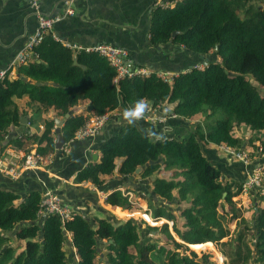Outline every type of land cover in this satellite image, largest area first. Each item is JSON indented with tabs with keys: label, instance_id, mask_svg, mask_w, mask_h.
<instances>
[{
	"label": "trees",
	"instance_id": "1",
	"mask_svg": "<svg viewBox=\"0 0 264 264\" xmlns=\"http://www.w3.org/2000/svg\"><path fill=\"white\" fill-rule=\"evenodd\" d=\"M163 1L175 4L151 10L149 44L178 46L201 56L214 54L219 62L173 74L171 82L150 72L114 83L117 73L105 58L67 49L49 32L35 48L36 58L17 67V78H11L8 70L0 79V146L23 116H29V126L4 149L21 150L32 143L39 155L47 156L60 152L55 151V118L62 120L71 113L60 129L66 145L93 116L125 110L141 98L153 108L171 105L176 118L201 120L187 135L160 141L126 124L97 147L98 159L79 169L72 183L102 187L114 175L132 177L138 168L141 180L159 170L168 172L170 177L152 180L149 195L175 207L180 224L173 212L153 206L147 196V215L135 212L129 196L134 192L128 189L107 193L105 206L127 216L138 215L150 225L166 222L149 228L158 232L157 240L142 241L139 225L131 220L114 224L92 217L87 221L85 213L75 210L64 223L58 216L39 221L41 193L32 190L21 196L0 189V264H68L67 235L76 264H103L98 242L104 243V264H199L191 250H214L218 245L228 246V251H220L226 264H264V204L255 202L251 224L246 225L233 202L242 194L243 183L221 181V171L201 149L204 144L247 151L254 142L245 139L241 129L264 131V96L252 83L264 89V9L256 4L258 0ZM48 113L52 116L45 117ZM33 124L35 129L30 128ZM259 142L264 150V136ZM234 221L242 229L236 231L234 243L221 242L232 237L229 225ZM245 233L252 234L250 243L243 240ZM203 264L217 262L207 252Z\"/></svg>",
	"mask_w": 264,
	"mask_h": 264
},
{
	"label": "crops",
	"instance_id": "2",
	"mask_svg": "<svg viewBox=\"0 0 264 264\" xmlns=\"http://www.w3.org/2000/svg\"><path fill=\"white\" fill-rule=\"evenodd\" d=\"M39 7L43 15L63 16V19L55 24L52 30L60 40L80 47L102 43L112 44L127 50L128 59L149 72L173 75L192 67H201L202 61L211 57L192 54L182 47L169 44L151 46L148 42V31L150 13L154 8L153 0H41ZM67 9L73 10L74 15L66 16ZM36 25L37 15L29 7L27 0H0V72L9 70L15 56L24 48L28 36L35 30ZM10 77L17 78L16 69L11 72ZM165 106L166 104H163L153 108L149 105L148 112L136 123L137 129L144 135H146L145 130L150 129L162 135L163 139L180 138L187 135L199 122V118L185 121L176 118L170 113L172 106L167 105V109ZM123 112L124 109L112 112L108 123L98 135L73 141L65 145L66 151L62 150L52 154V164L48 173L27 171L17 181H11L0 175V189L11 190L21 196H25L32 190L41 194L46 191L55 192L63 204L75 211L85 213L86 216H89L90 206L95 208V203L102 200L97 195L101 194L104 198L115 188L121 191L124 188L133 191L135 185L138 186L147 179H138L135 182L133 176L114 175L102 187H94L88 183L79 185L72 183L76 172L91 161L93 156L96 155L98 159L97 147L117 134L127 124L123 120ZM51 116V113L45 115V117ZM163 117L166 118L164 123L155 121ZM23 118L27 120L26 130L29 126V116H23ZM37 126L39 130H42L40 129V127L43 128L42 119L39 120ZM18 128H14L8 134ZM150 139L160 141L154 137ZM5 145L6 142L1 144L0 151L4 150ZM8 148L16 149L13 147L5 149ZM33 148L36 149V144L31 143L21 150L27 152ZM201 149L208 161L221 171L224 179L243 183L254 172L253 169H262L260 167L262 160H257L256 164L255 162L244 164L235 158H228L219 147L214 145L205 146L203 144ZM248 151L241 150L245 154ZM156 173L149 178L150 183L154 178L159 177L161 172ZM262 173L264 175V171Z\"/></svg>",
	"mask_w": 264,
	"mask_h": 264
},
{
	"label": "built area",
	"instance_id": "3",
	"mask_svg": "<svg viewBox=\"0 0 264 264\" xmlns=\"http://www.w3.org/2000/svg\"><path fill=\"white\" fill-rule=\"evenodd\" d=\"M40 1L41 0H27L29 7L37 15V25L35 30L28 36L24 48L15 56V59L9 68V70H11L10 75L11 72L17 69L18 66L24 65L33 60V57H36L34 51L35 48L42 42L44 36L47 33H53V26L63 19V16L60 15L49 16L41 14V11L39 9ZM153 3L154 7L175 4V2L169 3L164 2L163 0H153ZM65 15L71 17L74 15V11L71 9H67L65 11ZM53 38L54 40L59 41L65 48L70 49L74 52L84 51L86 53H96L105 58L117 73V76L114 79V83H116L117 80L121 78L131 79L139 75L141 76L150 74L149 71L136 66L132 61H130L128 59L127 50L123 48L108 43L96 44L90 47H80L60 40L57 36H55V34H53ZM5 74L6 71H1L0 79H4ZM158 75L166 82L172 81V74L159 73ZM111 113L112 112L105 113L101 116L91 117L87 121V123L75 133L74 139L70 141V143L73 141L92 138L98 135L104 128V126L108 123ZM165 119L166 118L164 117L157 118L155 119V121L157 123H164ZM40 129H42V127H40ZM219 149L228 158H235L244 164H247L248 162L245 152H235V150L225 146H220ZM62 150L66 151L67 147L64 146ZM51 156L52 155H39L36 152V149H31L27 152H24L23 150L18 151L17 149H4L0 151V175L8 178L11 181H17L27 171L48 173L49 167H51L52 164ZM262 177L263 173L261 168L254 170V172L243 182L242 193L246 194L249 192H254L263 197L264 188ZM41 195L42 199L37 214L39 221L49 216H58L61 220V223H64L68 220H71L73 214L76 213L72 208H70L66 204H63L61 198L55 192L46 191ZM77 260L78 259L76 257V262Z\"/></svg>",
	"mask_w": 264,
	"mask_h": 264
},
{
	"label": "rangeland",
	"instance_id": "4",
	"mask_svg": "<svg viewBox=\"0 0 264 264\" xmlns=\"http://www.w3.org/2000/svg\"><path fill=\"white\" fill-rule=\"evenodd\" d=\"M256 4L258 6H261L264 9V0H258L256 2ZM210 56H211L210 58H208L207 60H205L204 62L202 61V62L205 63V64L208 63V62H219V58L216 55L213 54V55H210ZM202 66H204V65L202 64ZM252 83L254 84V86L256 88H258L259 93L264 96V89H260L259 85H257L254 81H252ZM165 107H166V109L168 108L167 105ZM198 120L200 121L201 118H199ZM38 123H39V120L37 121V124ZM35 127H36V124H33V125H31L30 128L31 129H35ZM240 134L243 137L248 138V140L254 142L253 147H250L248 149L249 151L247 150L248 152H247L246 156H247L248 163L255 162V164H256L257 160H262L263 163H262V165L260 167H262V172H263L264 171V150H261L262 146H261V144L259 142V138L264 136L263 135L264 131L251 132L247 128H242L241 131H240ZM26 145H29V143L26 144ZM251 168L253 169V165H251ZM253 171H254V169H253ZM158 172H161L160 176H159L160 178H162V177L163 178L170 177L168 172H162V171H158ZM156 174L157 173H155L154 175H156ZM133 178H134L135 182L138 180L137 179V175H133ZM262 178H263V188H264V175H263ZM147 180L143 181L138 186L135 185V189L133 190L134 194L130 193V201H132L133 204L135 205V212L147 215V213H148V201L144 197V196H147L149 202L153 206H162V207L164 206L169 211L173 212L177 216L178 224H180L181 221L179 219L178 212L176 211L177 209H174L175 207L170 206L168 203H166L164 200H162L161 198H159L157 196L150 197L149 194H150V191H151V188H150V184L151 183L149 182V179H147ZM97 196L101 197L103 202H102V200H98V202L95 203V208H92L90 206L89 216H88V218L90 220L92 219V217H100V218H106V219L110 220L114 224H119L122 221L131 220V221H133V222H135V223H137L139 225V230H140V233H141V240L142 241L153 242V241L157 240L158 232L152 231L149 228H160V226L162 224H165L166 222H164V223H162L160 225H156V224L155 225H150L149 223H147L145 220H143L138 215L127 216V215H124L123 213H117V212L114 211V209H111V208L105 206L104 198L101 196V194L97 195ZM262 198H264V196L262 197L258 193H254V192H249V193H246V194L242 193L240 196H237V197L233 198V202L236 204V208H239L241 210L242 216H243V218L246 221V225H250L251 224V218H252V213H253V208H254L255 202H258V203H260L262 205L264 204V199H262ZM151 220L154 221L153 219H151ZM155 223H157V222H155ZM237 223L238 222L234 221L233 223H231L229 225V230H230V234L232 235V237L231 238L230 237L224 238L221 242H226L227 240H230L232 243H234L233 237L236 235V231L240 232L242 230L241 226L239 224H237ZM168 226H169V230L172 232L171 224H169ZM232 232H233V234H232ZM9 236L12 239L11 245L15 246L17 244V241L15 240V237H14L13 233L11 235L9 234ZM251 239H252V234L245 233L243 240L245 242H247V243H250ZM159 243H161V242H159ZM98 249H99V252H98L99 253V261L104 264V262L106 261V258H105L104 253H103V252H105L104 251V243L103 242H98ZM64 250H65V254H66L67 263L68 264H76V256H74V250L71 251V249H70V236H68V235L66 236V241H65V244H64ZM221 250L228 251V246L224 247V246L218 245V246H214V250L206 248V249H203V250H191V251L196 253V256H197L196 261L199 264H203V254H205L207 252L208 253L210 252L212 254V256L215 258L217 264H226L227 260L220 253ZM70 253L73 255V258H72V256L70 257Z\"/></svg>",
	"mask_w": 264,
	"mask_h": 264
},
{
	"label": "water",
	"instance_id": "5",
	"mask_svg": "<svg viewBox=\"0 0 264 264\" xmlns=\"http://www.w3.org/2000/svg\"><path fill=\"white\" fill-rule=\"evenodd\" d=\"M177 33H173L172 34V37H174ZM204 62V61H203ZM205 65V63H203ZM18 77V76H17ZM23 79V78H22ZM37 86L40 85V83H36ZM172 114V112H170ZM71 115V113H68L65 115L64 119L62 120H59V119H55V128H54V136H55V151H61L63 146L65 145V142L63 140V137L62 135L60 134V129L61 127L63 126V123L64 121ZM19 123H20V126L17 130H15L14 132H12L11 134H8L7 135V138H6V142H10L11 140H14V139H18L22 133L24 132L25 130V127L27 125V120H25V118L21 117L19 119ZM97 160V156H93L92 158V161H96ZM141 171V168H138L135 170L134 172V175H137L139 174V172ZM224 178L221 177V181H223ZM225 196V194H223V197ZM85 217V215H84ZM87 221H89V218H86ZM97 252H99V249H97Z\"/></svg>",
	"mask_w": 264,
	"mask_h": 264
},
{
	"label": "clouds",
	"instance_id": "6",
	"mask_svg": "<svg viewBox=\"0 0 264 264\" xmlns=\"http://www.w3.org/2000/svg\"><path fill=\"white\" fill-rule=\"evenodd\" d=\"M148 110H149L148 102L145 99L141 98L137 100L131 107L124 110L122 114L123 120L126 121V123L129 126H135L136 123L145 116ZM145 131H146V136L148 138L154 137L157 140H163L164 138L162 135L156 134L154 131L150 129Z\"/></svg>",
	"mask_w": 264,
	"mask_h": 264
}]
</instances>
